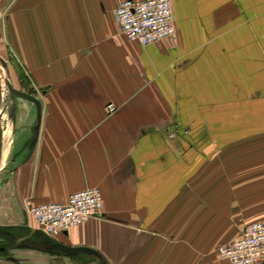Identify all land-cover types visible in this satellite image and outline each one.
<instances>
[{
  "label": "crops",
  "instance_id": "1",
  "mask_svg": "<svg viewBox=\"0 0 264 264\" xmlns=\"http://www.w3.org/2000/svg\"><path fill=\"white\" fill-rule=\"evenodd\" d=\"M173 3L177 38L142 44L117 0H0V46L42 101L38 131L19 103L21 141H37L0 179V224L18 234L30 204L103 192L100 214L51 235L100 256L47 264H232L217 245L264 217V0Z\"/></svg>",
  "mask_w": 264,
  "mask_h": 264
},
{
  "label": "built area",
  "instance_id": "2",
  "mask_svg": "<svg viewBox=\"0 0 264 264\" xmlns=\"http://www.w3.org/2000/svg\"><path fill=\"white\" fill-rule=\"evenodd\" d=\"M115 17L129 39L142 44L178 36L173 0H117ZM111 112L115 103L107 105ZM103 192L87 185L70 193L66 201L50 200L28 206L44 232L55 235L102 212ZM220 258L232 264H255L264 259V217L246 223L240 233L217 247Z\"/></svg>",
  "mask_w": 264,
  "mask_h": 264
},
{
  "label": "rangeland",
  "instance_id": "3",
  "mask_svg": "<svg viewBox=\"0 0 264 264\" xmlns=\"http://www.w3.org/2000/svg\"><path fill=\"white\" fill-rule=\"evenodd\" d=\"M0 67L5 68L4 72L9 77V81L15 87L29 91L39 97L40 89L36 87L25 67L19 60V57L12 46H0ZM3 61H2V60ZM5 63V65L3 64ZM5 80V79H4ZM6 85V95L0 110L1 124L3 128V161L2 167L0 170V179L5 181L10 175L12 169L18 165L22 157L27 153L29 146L34 140L35 133L34 131L28 132L25 142L21 141L23 133H21L20 126L17 114L21 111L19 108V103L26 102L29 99L14 94L9 88L6 80L4 81ZM31 101V100H30ZM24 138V137H23ZM22 144V147H21ZM21 147V149H20ZM22 152V154H21ZM22 155V156H21ZM36 224V225H35ZM34 227H27L23 230H17L18 234L22 233H31L34 236V240H54L52 236L43 229L40 228L37 222H35ZM21 235V234H20ZM221 244V243H220ZM218 244L217 247L220 245ZM36 254L40 255L39 258L43 260H35ZM47 254L43 251H37L29 249L27 247L18 246L14 242H8L7 239L0 236V264H47L46 260ZM78 256V255H77ZM53 264H83L80 259H71L67 256H62L61 258H56ZM38 262V263H37ZM89 263V261H85Z\"/></svg>",
  "mask_w": 264,
  "mask_h": 264
},
{
  "label": "water",
  "instance_id": "4",
  "mask_svg": "<svg viewBox=\"0 0 264 264\" xmlns=\"http://www.w3.org/2000/svg\"><path fill=\"white\" fill-rule=\"evenodd\" d=\"M8 85L14 94L23 96V97L33 101L36 104L37 110H38V119H37V122L35 125V129H36V131H38V129L40 127L41 115H42V101H41V99L37 95H35L29 91L15 87L12 84V82H9ZM1 105H2V95H1V85H0V110H1ZM3 140H4L3 128H2V124H1V118H0V168H1V161H2V154H3ZM36 141H37V135L34 138V140L32 141L31 149H33ZM0 236L7 239L8 241H12V240L19 241V242L25 241L24 236L17 234L11 228H9L5 225H1V224H0ZM51 245L53 247H56V248H58L64 252H66V253H69V254L77 253L79 251H86V252L93 253L97 256H100L99 252L95 248L87 246V245H71V244L65 243L61 240H53L51 242Z\"/></svg>",
  "mask_w": 264,
  "mask_h": 264
},
{
  "label": "flooded vegetation",
  "instance_id": "5",
  "mask_svg": "<svg viewBox=\"0 0 264 264\" xmlns=\"http://www.w3.org/2000/svg\"><path fill=\"white\" fill-rule=\"evenodd\" d=\"M22 236L25 237V241H15V240H12V241H8V242H14L16 245H20V246H25L29 249H35V250H40V251H55L57 253H64L62 250L56 248V247H53L51 245V240H34L32 239V237L34 236L33 234H29V235H24V234H21Z\"/></svg>",
  "mask_w": 264,
  "mask_h": 264
},
{
  "label": "bare ground",
  "instance_id": "6",
  "mask_svg": "<svg viewBox=\"0 0 264 264\" xmlns=\"http://www.w3.org/2000/svg\"><path fill=\"white\" fill-rule=\"evenodd\" d=\"M0 57H1V55H0ZM3 64L5 65V63H3ZM0 65H1V63H0ZM4 70H5V68H1L0 67V85H1L2 103H3V100L5 99V95H6V89H5L6 85L4 84V81L6 80L7 84L10 82L9 81V77L7 75V72H6V75H5Z\"/></svg>",
  "mask_w": 264,
  "mask_h": 264
}]
</instances>
